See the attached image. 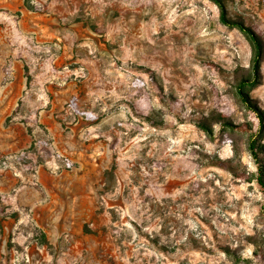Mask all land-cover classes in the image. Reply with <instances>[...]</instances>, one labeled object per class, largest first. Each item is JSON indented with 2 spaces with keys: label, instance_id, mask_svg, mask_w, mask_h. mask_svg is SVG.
Masks as SVG:
<instances>
[{
  "label": "rangeland",
  "instance_id": "374dc122",
  "mask_svg": "<svg viewBox=\"0 0 264 264\" xmlns=\"http://www.w3.org/2000/svg\"><path fill=\"white\" fill-rule=\"evenodd\" d=\"M222 1L264 50V0ZM0 28V264H264L254 49L216 4L0 0ZM247 92L264 114V52Z\"/></svg>",
  "mask_w": 264,
  "mask_h": 264
},
{
  "label": "trees",
  "instance_id": "16d2710c",
  "mask_svg": "<svg viewBox=\"0 0 264 264\" xmlns=\"http://www.w3.org/2000/svg\"><path fill=\"white\" fill-rule=\"evenodd\" d=\"M211 1L214 4H216L217 7L219 8L221 22L226 26L235 27L239 29L243 34H245L250 39L253 45L254 57H253V66L251 70V75L250 77L246 79L244 78L240 80L237 85V89H238V94L240 96V99L244 103V105L247 107V109L255 113L259 122H263V119H264L263 112L260 111L257 108V106L253 103V100L249 97V94L247 92L248 87H253L254 85H256V83H258L260 64H261V60H262L263 52H264L262 41L260 40L258 34L253 30V28L246 26L242 21L232 20L230 17H228L226 5L222 0H211ZM229 126H231V124H229ZM201 127L203 128L204 131H206L210 135L211 129L207 125L202 124ZM256 148H257L256 141H251L249 145V149L253 157H255V159L258 158ZM259 169L261 171V174L258 180L260 181L261 185H263L264 187V180H263L264 173H262L261 166L259 167ZM227 252L231 254L229 250Z\"/></svg>",
  "mask_w": 264,
  "mask_h": 264
},
{
  "label": "crops",
  "instance_id": "0c3cea01",
  "mask_svg": "<svg viewBox=\"0 0 264 264\" xmlns=\"http://www.w3.org/2000/svg\"><path fill=\"white\" fill-rule=\"evenodd\" d=\"M0 32H2V29L0 28ZM1 44H2V42H1Z\"/></svg>",
  "mask_w": 264,
  "mask_h": 264
}]
</instances>
